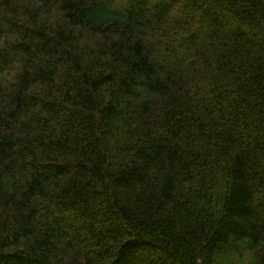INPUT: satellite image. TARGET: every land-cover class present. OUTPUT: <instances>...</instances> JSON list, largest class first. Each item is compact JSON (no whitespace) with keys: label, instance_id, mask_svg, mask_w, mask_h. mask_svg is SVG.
<instances>
[{"label":"trees","instance_id":"obj_1","mask_svg":"<svg viewBox=\"0 0 264 264\" xmlns=\"http://www.w3.org/2000/svg\"><path fill=\"white\" fill-rule=\"evenodd\" d=\"M0 264H264V0H0Z\"/></svg>","mask_w":264,"mask_h":264}]
</instances>
